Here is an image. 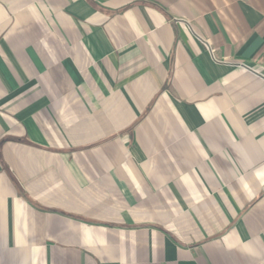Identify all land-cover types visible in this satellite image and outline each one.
Wrapping results in <instances>:
<instances>
[{"label": "crops", "instance_id": "crops-1", "mask_svg": "<svg viewBox=\"0 0 264 264\" xmlns=\"http://www.w3.org/2000/svg\"><path fill=\"white\" fill-rule=\"evenodd\" d=\"M0 264H264V0H0Z\"/></svg>", "mask_w": 264, "mask_h": 264}]
</instances>
